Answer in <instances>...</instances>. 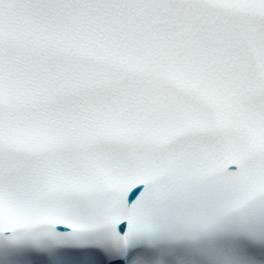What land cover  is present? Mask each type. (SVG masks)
I'll return each instance as SVG.
<instances>
[{"label":"snow or ice","instance_id":"6c2138e0","mask_svg":"<svg viewBox=\"0 0 264 264\" xmlns=\"http://www.w3.org/2000/svg\"><path fill=\"white\" fill-rule=\"evenodd\" d=\"M0 264H264V0H0Z\"/></svg>","mask_w":264,"mask_h":264}]
</instances>
